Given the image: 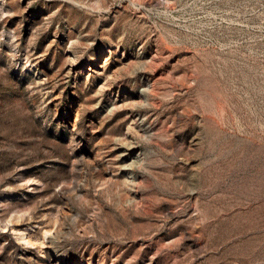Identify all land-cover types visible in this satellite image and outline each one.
<instances>
[{
	"label": "rangeland",
	"instance_id": "374dc122",
	"mask_svg": "<svg viewBox=\"0 0 264 264\" xmlns=\"http://www.w3.org/2000/svg\"><path fill=\"white\" fill-rule=\"evenodd\" d=\"M86 2L0 0V264H264V0Z\"/></svg>",
	"mask_w": 264,
	"mask_h": 264
},
{
	"label": "bare ground",
	"instance_id": "6f19581e",
	"mask_svg": "<svg viewBox=\"0 0 264 264\" xmlns=\"http://www.w3.org/2000/svg\"><path fill=\"white\" fill-rule=\"evenodd\" d=\"M48 1V0H46ZM56 1V0H54ZM62 3L65 5L71 6V7H77V8H85L87 6V0H61ZM102 0H97V2H100ZM95 7V6H94ZM69 66L68 71L73 72L74 71V64L77 62V59L74 55H70L68 57ZM149 90V87H145L142 89V95L146 97V92ZM146 99V98H145ZM147 100V99H146ZM126 142V141H125ZM122 143V159H123V165L122 169L124 172V175L126 176V187H127V195H126V201L128 204H133L139 195L138 192V186L139 182L135 178V169L137 167H141L144 163V158L142 156V153H137L135 156L131 155L132 149L136 147L134 143ZM126 203V204H127ZM59 263H62V260L59 261Z\"/></svg>",
	"mask_w": 264,
	"mask_h": 264
}]
</instances>
